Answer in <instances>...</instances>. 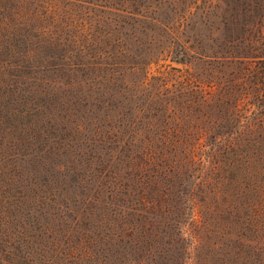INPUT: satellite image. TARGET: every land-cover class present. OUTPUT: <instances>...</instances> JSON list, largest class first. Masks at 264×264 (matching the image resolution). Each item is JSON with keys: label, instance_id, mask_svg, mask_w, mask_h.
Masks as SVG:
<instances>
[{"label": "rangeland", "instance_id": "obj_1", "mask_svg": "<svg viewBox=\"0 0 264 264\" xmlns=\"http://www.w3.org/2000/svg\"><path fill=\"white\" fill-rule=\"evenodd\" d=\"M246 9L237 0H0V264H92L90 255L139 262L133 244L143 245L144 230L126 221L130 237L105 209L117 175L128 178L110 133L121 130L138 144L198 141L181 132L192 130V110L164 112L170 95L195 103L174 87L188 71L208 79L214 100L232 91L231 81H246L244 128L220 140L250 146L225 152L218 174L207 171L209 153L196 158L205 173L196 165L176 174L149 169L146 180L172 197L175 219L154 228L155 260L147 262L264 264V200L253 199L257 230L242 223L252 187H264V61L256 55L263 46L243 42ZM148 105L160 112L138 115ZM195 181L204 184L194 192ZM176 227L189 249L182 260ZM114 232L125 243L102 249L94 242Z\"/></svg>", "mask_w": 264, "mask_h": 264}, {"label": "trees", "instance_id": "obj_2", "mask_svg": "<svg viewBox=\"0 0 264 264\" xmlns=\"http://www.w3.org/2000/svg\"><path fill=\"white\" fill-rule=\"evenodd\" d=\"M237 1H241L242 4H245V7L249 6L251 9H246L245 16L241 15L242 27H247L246 30H240L245 35L243 42L247 45H257L258 43L260 46L262 45L263 47L258 48L256 55H258L259 58L263 59L264 61V0ZM250 4H255V6ZM231 33L232 35H236V38L239 39V30L233 31ZM251 35L255 37L253 38ZM197 43L198 47H202L199 46L202 44L201 40H198ZM203 50L204 48H201V51ZM204 58L205 55L203 54L199 59L204 60ZM261 74L262 75L259 77V80L260 83H262V86H264V72H261ZM206 86H209L207 78L200 76V73L196 74L188 71L183 80L174 87L179 96H186L189 94L196 99V101H194L195 103L188 104L176 101L172 102L173 99L175 100L173 95H170V101L164 102L165 106H167L164 112L170 113V115L173 116H176L177 112L183 107H185V109L192 110V116L187 118L189 122L188 125H191L192 130H182L181 132H185L183 135L188 134L189 136L198 138V141L187 142L189 140H185L184 142L168 143L167 141L160 140L159 143L157 141L148 140V142L138 144L137 142L123 139L124 136L121 130L117 134L110 133V135L113 134V138L119 145L117 152L120 154V160L122 161V167L119 168V170H124L125 176L128 178H121V173L119 176L116 174V180L118 179V187H113L112 194L109 197L112 204L110 206L106 204L105 209H109L113 212V214H117L114 218L118 219V227H122V231L126 229L131 231L130 233L132 234H130V237L133 235V229L122 226L126 221L131 223L132 227H134V223L131 221H136L140 228L142 227L144 230V236L146 237L142 243L143 245L139 243L133 244V247L137 248L138 250L139 257V262L134 264H148V262L155 260V257L152 256L154 252V245L152 243L153 238L155 237L152 235L155 234L154 228L159 224L162 226L164 223L171 225L170 222L174 221L175 219V211L171 207L172 197L169 196L164 190H157L154 192V188L160 187L157 183L152 185L149 180H146V174L149 172V169H153L156 173H163L164 170V174L165 171H173L176 174L178 172L180 173L181 171L184 172L186 169L192 168L194 165H196L197 170L201 172L204 171V168L201 164L200 166H197V154L204 153L205 155V153H209V156H207V162L209 164L207 171L211 170V172L218 174L219 171H225V169L222 167L223 154L225 152H228V154H237L238 150L240 152L243 148L250 146L249 144H245L244 146L240 144H234L232 143L231 138H229L227 141L228 143H225L224 140H220L225 134L229 136L232 133L233 135V132L231 131H233V129L236 127H239L240 130L244 128L241 124L239 115L241 110L240 103L242 101V94H239V92H241V89L246 87V81L244 82V80L241 78L231 81L230 89H232V91L229 90L228 94H219L220 97L217 100H214V96H206V94L209 95L206 90ZM167 92L172 93L173 91L167 89ZM224 98H226V100H224ZM145 109H147L150 113L160 112V109L157 105H148L146 108L140 110L138 115L143 113ZM158 120L159 117L156 115L154 120H152V123L155 125L157 124ZM225 121L228 123L225 124ZM174 124L176 127L180 125L178 123L177 117H175ZM132 133L133 132L130 130L129 138ZM204 137L207 138V141L201 140V138ZM170 160L175 161L174 164L177 166L176 168L171 164V162H169ZM178 163H180V166H178ZM160 169L163 170L161 171ZM188 171L190 172V169H188ZM207 171H204L203 173ZM206 181L211 182L210 177L206 179ZM201 184L204 183L195 181L192 183L191 189L193 188V191L195 192V188H200L199 186ZM239 184V182L233 180L231 188L235 190ZM180 186L182 187L183 183H180ZM245 186L248 187L250 184H245ZM252 188L253 194L250 196L251 199L245 201L243 205V208H245L246 211H249V218H245L242 223L245 225V227H249L251 224L253 231L255 232L257 227L254 225V221L257 219L256 215L258 214V210L254 203L255 200L253 199L256 197V201L264 200V191L262 190L264 187H259V185H257ZM230 197H232V192H228L227 194V203L231 201ZM188 201L189 203L192 202V200ZM110 211L108 212L110 213ZM180 211L182 217L187 215V212H183V210ZM192 211H195L194 208ZM149 229L152 231L148 233ZM176 230L178 232L176 234L178 236L177 238H179L180 235L179 240L181 245L178 255L180 260H182L188 255L189 249L185 246V237L182 229L176 227ZM116 236L117 235L115 232L112 235L100 234L97 236V240L94 242L100 244L99 247L102 249H109L110 247H115L118 244L125 243L123 242L124 239H115ZM130 239L128 241H130ZM169 239L173 240L171 236H169ZM128 241H126V243ZM141 246L145 247V251H140ZM87 259L90 260L92 264L96 262L97 264H114L112 260H108L106 255H103L101 259L95 255H90ZM124 264L129 263L127 262ZM176 264H179V260Z\"/></svg>", "mask_w": 264, "mask_h": 264}]
</instances>
